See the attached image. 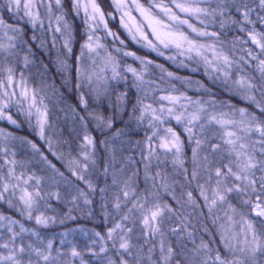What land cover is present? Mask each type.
Instances as JSON below:
<instances>
[{
    "label": "snow or ice",
    "instance_id": "6c2138e0",
    "mask_svg": "<svg viewBox=\"0 0 264 264\" xmlns=\"http://www.w3.org/2000/svg\"><path fill=\"white\" fill-rule=\"evenodd\" d=\"M0 264H264V0H0Z\"/></svg>",
    "mask_w": 264,
    "mask_h": 264
},
{
    "label": "trees",
    "instance_id": "16d2710c",
    "mask_svg": "<svg viewBox=\"0 0 264 264\" xmlns=\"http://www.w3.org/2000/svg\"><path fill=\"white\" fill-rule=\"evenodd\" d=\"M77 48H78V45H77ZM36 59L37 60H44L45 62H47V57H43V56H41V54L37 51V53H36ZM35 71V70H34ZM53 72H54V70H53ZM74 74V73H73ZM49 75H50V77L52 76V73H49ZM57 80H59V77L57 76V77H55ZM63 114L61 113V116H62ZM189 155H190V152H189ZM49 156H50V154H49ZM50 159H52L53 160V163H56L57 164V166L59 167L60 166V164H59V162L58 161H56L55 160V158H53V157H51L50 156ZM77 223H79V224H81V225H83V226H85V227H87V228H91V227H93L94 226V224L92 223V221H90V220H88V219H80L78 222H72V221H69V222H67V224L65 225V227H67V228H74V227H76L77 226ZM63 230V227H60V226H56V227H54L53 229H52V231H56V232H59V231H62Z\"/></svg>",
    "mask_w": 264,
    "mask_h": 264
}]
</instances>
